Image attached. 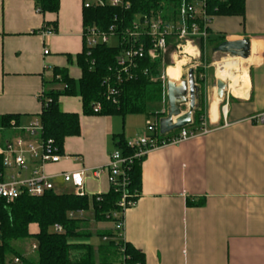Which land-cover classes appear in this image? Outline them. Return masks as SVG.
Instances as JSON below:
<instances>
[{"label": "crops", "instance_id": "crops-1", "mask_svg": "<svg viewBox=\"0 0 264 264\" xmlns=\"http://www.w3.org/2000/svg\"><path fill=\"white\" fill-rule=\"evenodd\" d=\"M83 9L84 0H60L56 13L40 12L34 0H0V116L20 114L24 127L38 119L42 91L63 88L53 82L56 68L81 77L76 56L84 48ZM54 22L55 33H35ZM210 27L225 41H250L249 58L237 60L248 70L249 87L240 97L227 81L237 97L228 98L226 113L215 87L208 133L148 151L142 191L125 212L123 233L145 264H264V123L254 119L264 112V0H246L244 17L215 16ZM60 104L80 114L81 133L66 138L67 158L45 165L55 176L54 190L70 193L61 191L60 175L85 169L87 194L107 192V173L95 178L92 170L107 166L119 133L131 140L129 129L117 131L116 116L84 115L80 97L61 96Z\"/></svg>", "mask_w": 264, "mask_h": 264}, {"label": "trees", "instance_id": "trees-1", "mask_svg": "<svg viewBox=\"0 0 264 264\" xmlns=\"http://www.w3.org/2000/svg\"><path fill=\"white\" fill-rule=\"evenodd\" d=\"M34 1L40 12L59 11L60 0ZM124 1L129 3L128 8L110 4L84 7V33L90 28L109 32L115 25L121 43L118 46L101 43L90 47L83 36V51L76 56L81 77L76 80L70 77L66 68H56L53 82L61 84L63 88L45 90L44 95L39 97L42 109L37 117L43 126L41 138L52 139L59 153L64 154L66 138L79 136L81 133L80 114L64 111L60 104L61 96L80 97L82 111L86 116H120L123 119L135 114L166 116L157 108L165 98L164 81L161 79L163 60H151L145 48L144 56L136 60L137 64L130 70L132 76L129 78L124 72L120 73L118 57L131 45V38L125 34V29L138 16L163 13L165 19H173L181 8L182 0ZM207 4L209 14L213 17H244L246 14V0H207ZM50 28L56 32L57 22ZM211 36L212 33L210 41L213 39ZM221 38L218 44L225 41L223 36ZM200 48L203 51L202 45ZM174 49L175 44H171L170 54ZM170 54L166 57V66L170 65ZM198 72L197 78L202 84L204 79L201 78V73L205 69L200 68ZM109 86L116 90L115 94H110ZM97 104L101 105V109L95 112L94 106ZM20 117V114L0 116V124L7 129L11 128L12 120L19 125ZM205 117L206 109L202 101L195 110L193 124L187 128L199 132ZM177 132L178 130L166 135L157 133V137L160 142H169ZM118 137V149L124 156L132 158L127 166L126 188L130 199L137 201L142 191V164L147 154L137 156L139 149L130 147L123 134ZM1 167L0 157V169ZM121 198L122 191L114 186H110L105 193L94 195L49 190L42 196L23 194L11 203L0 198V264H8L14 256L20 257L25 264H145V255L141 250L126 240L115 239L121 231L115 227L117 219L113 213L121 210ZM200 203L199 201L198 204ZM188 204L194 202L188 200ZM78 211H83L84 215L80 216ZM88 211L93 212L96 222H113V228L98 232L102 239L109 238L98 246L89 242L92 233L87 230L90 218L85 214ZM55 225H60L62 231H55ZM33 226L37 229L32 230ZM22 239L34 240L37 244V258H28L15 247L14 243Z\"/></svg>", "mask_w": 264, "mask_h": 264}, {"label": "built area", "instance_id": "built-area-1", "mask_svg": "<svg viewBox=\"0 0 264 264\" xmlns=\"http://www.w3.org/2000/svg\"><path fill=\"white\" fill-rule=\"evenodd\" d=\"M106 4L115 7H129V3L124 0H84V7L104 6ZM212 20L213 16L209 14L207 0H182L181 8L173 19H165L163 13L138 16L125 29V34L131 38V45L118 57L120 73L124 72L130 78L132 76L130 70L135 68L136 60L144 56L145 48L151 60H163V65L168 53L170 54L169 48L171 44H175V52L182 49L180 51H183L182 53H184L187 46L191 45L197 50L199 55L200 47L195 44V40H205L210 36L209 28ZM35 33L46 37L55 32L51 28H43ZM83 36L86 39V44L90 47L101 43L109 44V40L112 37L116 38L117 43L110 45L118 46L121 43L119 35L116 34L115 25L110 28L109 32L90 28L86 30V33L83 32ZM170 39L173 41H170ZM48 52L46 49L45 54H48ZM174 56V53L170 54L171 58H175ZM167 68L165 71H167ZM108 91L111 95L116 93V90L111 86L108 87ZM43 95L44 91L39 97ZM225 108H227V104L222 109L224 113H226ZM100 109V104L94 106L95 112ZM161 111L163 114L166 113L165 110ZM161 118L154 116V120L150 118L147 120L149 135L128 141L130 147L139 149L137 156L147 154L152 149L169 144H180L200 134L204 135L209 131L207 118L205 117L202 120V127L199 132L183 128L178 130L171 141L160 142L157 133H160L159 122ZM254 119L257 122L264 123V112L254 116ZM11 124L12 127L8 129L0 124V157L2 163L0 169V198H3L7 203L14 202L23 194L42 196L49 190H54L55 176L45 172V165L59 162L64 157L67 158L66 155L59 153L58 147L52 139L43 140L41 138L43 126L39 118L24 127L16 125L13 120ZM16 129L22 130L23 133L11 137L5 135L8 130ZM131 162V157L124 156L121 150L117 149L110 155L106 167L92 170L95 178H100L103 173H107L109 185L122 191V198L119 203L121 210L113 213V216L117 219L115 227L121 231L118 237L115 238L116 240H125L123 238L125 212L137 202L130 199L131 196L127 193L126 188L128 184L127 166ZM60 177L64 182L72 184L77 195L87 194L85 187L87 170L65 172ZM77 213L80 216L84 215L83 211H78ZM54 230L61 232L62 227L55 225ZM103 240L108 241V237H104ZM31 251H37V244L34 242L31 245ZM8 264H25V262L20 257L14 256ZM117 264L123 263L118 262Z\"/></svg>", "mask_w": 264, "mask_h": 264}, {"label": "rangeland", "instance_id": "rangeland-1", "mask_svg": "<svg viewBox=\"0 0 264 264\" xmlns=\"http://www.w3.org/2000/svg\"><path fill=\"white\" fill-rule=\"evenodd\" d=\"M209 37L205 40L204 39L195 40L196 45H198L199 47H200V45L203 46V51L201 50V48H199V55H198L197 50L194 49V52H193L194 57H190V56L185 57L186 54L182 53L183 51L180 52L182 49L180 51L177 50V52H175V49H174V51L171 54L174 53L175 58L170 57L171 62H170L169 66H166V64L163 65V67H162L163 73H162L161 79L164 81V87H165L164 97L165 98H164L162 103L157 105V108H159L161 110H165V112H166L165 115H167L168 107H169L168 97H167V81L169 80L168 75L170 74L169 68L179 67V74L178 75H180V77L182 76L180 78L179 82L187 80L189 70L190 69L194 70V77L196 80V84L198 85V93H197L196 103L199 106L203 101L205 109H206V118H207L208 113H209L208 108H209V105L211 104V101L213 98L214 88L216 87L215 82H216V79L219 78V76H217V78H216V69H217L216 65H218L220 63H224L225 61H232L234 59L235 60L239 59V61H243L242 59H244V58L241 59V57H237V56L234 57L231 54H228L227 52L216 51L215 48L217 47V45H219L218 43L221 41V38H219L218 36H211L213 39H212V41H210ZM116 43H117L116 38L112 37L109 40V44H116ZM189 46H191V45H189ZM182 59L186 60L185 64L184 65H178L176 60H182ZM244 65H245V67L248 68L247 64H244ZM166 67H168L167 71H165ZM200 68L205 69V72L201 73V75H203L201 78L204 79V83H202V84L199 81V78H197L198 77L197 75L199 73L198 70ZM165 72H166V74H165ZM225 82L228 84V88L225 92V96L223 98H220L217 94V96L221 99V101L219 103L221 110L227 104V100L230 96L233 98L236 97L229 91V82H227V81H225ZM188 108H189V106H184L183 111H187ZM148 118L154 120V116L149 117L146 114L128 115L125 118L126 121H125V119H123L120 116L113 117L114 122H115V128L117 129V131L123 132V128L126 125V127L129 129L128 135L131 137V140L137 139L139 137L150 134V132L147 129ZM119 134H122V133H119ZM116 138L118 139V142H119V137L117 136ZM73 190H74V187L70 183H65L64 189H62L61 191H64V192H71L72 191L73 192ZM85 215L87 218H90L88 225H87V230L92 233V236L89 237V242L98 246L99 244L103 243V239L101 236H99L98 232H103L104 230L113 228V222H110V221L96 222L93 218V212L92 211L86 212ZM36 229H37L36 226L32 227V230H36ZM108 240H109V238H108ZM33 242H34L33 239H22V240L16 241L14 243V245L26 257L37 258V253L31 251V245L33 244Z\"/></svg>", "mask_w": 264, "mask_h": 264}, {"label": "water", "instance_id": "water-1", "mask_svg": "<svg viewBox=\"0 0 264 264\" xmlns=\"http://www.w3.org/2000/svg\"><path fill=\"white\" fill-rule=\"evenodd\" d=\"M216 51L227 52L234 57L248 59L250 55V41L248 39L224 41L219 44ZM215 86L220 98L225 96L228 84L222 79H216ZM198 85L194 77V70L190 69L187 80L179 83L167 81L168 113L159 122L160 133L166 135L174 131L187 128L193 124ZM184 106H189L183 111Z\"/></svg>", "mask_w": 264, "mask_h": 264}, {"label": "bare ground", "instance_id": "bare-ground-1", "mask_svg": "<svg viewBox=\"0 0 264 264\" xmlns=\"http://www.w3.org/2000/svg\"><path fill=\"white\" fill-rule=\"evenodd\" d=\"M193 52H194L193 46H187L185 48V51H184V54H186L185 57L194 56ZM237 60H239V59H237ZM237 60L234 59L232 61H225L224 63L218 64L217 65V76H219L218 79H222L224 81H229L230 82V88L233 90L234 94L241 97L245 94L246 90L248 89L250 81H249L248 70L246 68H244L241 65V63ZM242 60H247V59H242ZM185 61L186 60H184V59L176 60L178 65H184ZM170 71H171L170 72L171 75L168 76V79L173 81V82L178 83L180 81V78H181L178 75L179 74V67H171ZM214 99H217V98H214ZM225 112H226V110H225Z\"/></svg>", "mask_w": 264, "mask_h": 264}]
</instances>
